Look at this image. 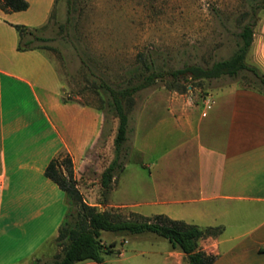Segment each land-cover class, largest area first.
Returning a JSON list of instances; mask_svg holds the SVG:
<instances>
[{
  "label": "crops",
  "instance_id": "obj_1",
  "mask_svg": "<svg viewBox=\"0 0 264 264\" xmlns=\"http://www.w3.org/2000/svg\"><path fill=\"white\" fill-rule=\"evenodd\" d=\"M25 1L21 12L0 9V264H31L56 253L49 244L66 199L44 171L63 153L77 180L103 127L98 108L61 100L63 86L45 50L18 51L14 26L41 28L56 3ZM255 30L245 60L264 75V17ZM199 102L200 113L197 102L182 101L152 121L150 115L138 118L122 174L127 163L148 174L134 186L139 201L121 206H151L155 215L222 228L198 240L213 264H264V95L232 82L209 88ZM118 191L128 194L120 178L107 195L111 205ZM104 233L110 232L101 233L102 243L112 245L104 262L125 259ZM165 260L184 264L185 257L169 244Z\"/></svg>",
  "mask_w": 264,
  "mask_h": 264
},
{
  "label": "rangeland",
  "instance_id": "obj_2",
  "mask_svg": "<svg viewBox=\"0 0 264 264\" xmlns=\"http://www.w3.org/2000/svg\"><path fill=\"white\" fill-rule=\"evenodd\" d=\"M263 17L264 0H56L47 23L38 32L46 41L36 44L46 48L55 66L63 86L61 100L100 109L104 132L109 133L105 142L100 141L89 153V164L76 180L87 205L124 218L132 213L152 217L156 211L151 206H121L124 200L139 201L134 186L148 174L131 163L126 164L123 174L122 171L117 174L111 188L116 187L120 178L128 187V194L121 191L112 194V205L109 196L101 195L100 174L114 157L117 119L106 107L107 94L99 87L100 83L120 88L136 82L140 59L147 55H151L157 69L165 70L182 68L185 64L209 66L228 59L237 47L242 26L255 21V32ZM232 82L260 93L252 76L244 73L237 80L222 77L193 81L184 93L169 90L166 84L170 83V77L165 76L152 87L134 94L126 106L129 130L120 158L125 156L123 161H128L138 118L150 115L148 120L152 121L155 114L182 101L197 102L195 111L200 113L203 107L199 101L209 88ZM60 160L65 169L63 157ZM103 199L107 200L104 207L100 205ZM103 239H115L116 247L125 256V259L110 257L113 264H171L165 260L168 241L154 234L104 233ZM52 250L59 252L58 248Z\"/></svg>",
  "mask_w": 264,
  "mask_h": 264
},
{
  "label": "trees",
  "instance_id": "obj_3",
  "mask_svg": "<svg viewBox=\"0 0 264 264\" xmlns=\"http://www.w3.org/2000/svg\"><path fill=\"white\" fill-rule=\"evenodd\" d=\"M28 8L25 0H0V9L4 13L21 12ZM255 21L242 26L238 34L239 42L233 54L224 60L214 61L209 66L197 64H185L182 68L175 70L157 69L151 55L140 59L138 79L120 88H112L105 82L100 83V88L107 94L106 107L114 113L117 119L116 132L113 138L114 157L100 174L101 195L107 196L118 173L125 165L121 156V148L127 140L128 117L126 106L132 96L137 92L150 88L165 76L170 77V83L166 84L169 90L184 93L188 90L190 82L200 80H212L227 77L237 80L244 73L252 76L254 86L264 95V75L253 66L246 63L245 57L253 40ZM38 29L15 25L18 33V51L34 49L46 50L45 47L37 45L46 39L39 36ZM63 102H66L62 100ZM100 110V109H99ZM104 116V124H105ZM104 127L98 143L105 142L109 133L104 132ZM63 157L66 168L62 169L61 158ZM45 177L55 183L65 194L66 212L57 229L55 238L49 244L51 249L58 248L59 252L54 254L48 261L36 257L31 264H79L93 261L97 264H107L103 255L109 252V247L102 243L101 233H120L139 235L151 233L168 241L173 249H178L184 254L187 264H213L215 257L207 255L198 249V240L207 236H217L222 228H199L195 225L182 221L172 220L164 215L144 217L132 213L131 217H121L107 210H98L87 205L77 188V182L73 176L72 162L68 155L59 154L53 158L44 171ZM103 199L100 205H105ZM264 251V249L262 250Z\"/></svg>",
  "mask_w": 264,
  "mask_h": 264
}]
</instances>
